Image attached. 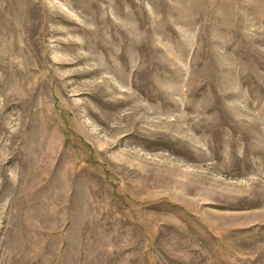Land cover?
Wrapping results in <instances>:
<instances>
[{"label": "rangeland", "instance_id": "rangeland-1", "mask_svg": "<svg viewBox=\"0 0 264 264\" xmlns=\"http://www.w3.org/2000/svg\"><path fill=\"white\" fill-rule=\"evenodd\" d=\"M0 264H264V0H0Z\"/></svg>", "mask_w": 264, "mask_h": 264}]
</instances>
